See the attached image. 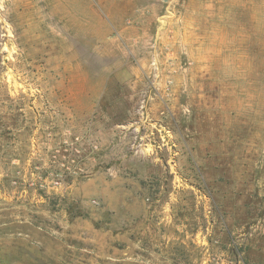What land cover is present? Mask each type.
<instances>
[{
    "label": "rangeland",
    "instance_id": "obj_1",
    "mask_svg": "<svg viewBox=\"0 0 264 264\" xmlns=\"http://www.w3.org/2000/svg\"><path fill=\"white\" fill-rule=\"evenodd\" d=\"M0 264H264V0H0Z\"/></svg>",
    "mask_w": 264,
    "mask_h": 264
}]
</instances>
